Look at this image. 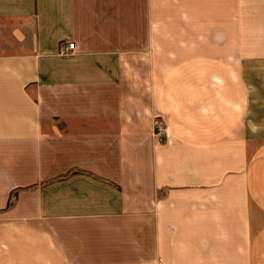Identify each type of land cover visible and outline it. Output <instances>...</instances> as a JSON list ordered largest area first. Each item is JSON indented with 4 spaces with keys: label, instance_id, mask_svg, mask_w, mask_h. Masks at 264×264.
I'll return each instance as SVG.
<instances>
[{
    "label": "crops",
    "instance_id": "crops-1",
    "mask_svg": "<svg viewBox=\"0 0 264 264\" xmlns=\"http://www.w3.org/2000/svg\"><path fill=\"white\" fill-rule=\"evenodd\" d=\"M252 104L264 0H0V264H264Z\"/></svg>",
    "mask_w": 264,
    "mask_h": 264
},
{
    "label": "built area",
    "instance_id": "built-area-1",
    "mask_svg": "<svg viewBox=\"0 0 264 264\" xmlns=\"http://www.w3.org/2000/svg\"><path fill=\"white\" fill-rule=\"evenodd\" d=\"M75 52L76 44L74 42L66 40L59 44L57 54L60 57L66 58L74 56ZM155 126V137H158L160 139L167 138L169 134L168 129L160 120H156Z\"/></svg>",
    "mask_w": 264,
    "mask_h": 264
},
{
    "label": "rangeland",
    "instance_id": "rangeland-1",
    "mask_svg": "<svg viewBox=\"0 0 264 264\" xmlns=\"http://www.w3.org/2000/svg\"><path fill=\"white\" fill-rule=\"evenodd\" d=\"M262 107H264V104L262 105ZM251 117H249V125H250V129H249V135L250 137L254 138V139H259V137L261 138L264 137V130H260V129H256L255 128V122H253V118L255 117V114H256V111L255 109L253 108V104L251 105ZM264 109V108H263ZM258 114V113H257ZM263 131V134L261 133Z\"/></svg>",
    "mask_w": 264,
    "mask_h": 264
}]
</instances>
